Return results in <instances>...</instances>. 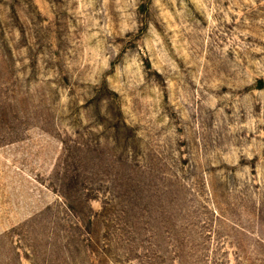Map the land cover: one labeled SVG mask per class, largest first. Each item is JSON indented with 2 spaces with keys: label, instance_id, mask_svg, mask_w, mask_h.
Instances as JSON below:
<instances>
[{
  "label": "rangeland",
  "instance_id": "obj_1",
  "mask_svg": "<svg viewBox=\"0 0 264 264\" xmlns=\"http://www.w3.org/2000/svg\"><path fill=\"white\" fill-rule=\"evenodd\" d=\"M0 264H264V0H0Z\"/></svg>",
  "mask_w": 264,
  "mask_h": 264
}]
</instances>
